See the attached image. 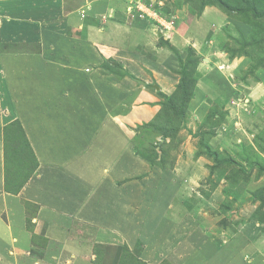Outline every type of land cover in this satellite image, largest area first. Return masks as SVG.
Listing matches in <instances>:
<instances>
[{"label":"crops","instance_id":"crops-1","mask_svg":"<svg viewBox=\"0 0 264 264\" xmlns=\"http://www.w3.org/2000/svg\"><path fill=\"white\" fill-rule=\"evenodd\" d=\"M109 1L100 5L99 0H0V264H103L99 263L100 244H126L132 250L138 241L139 257L148 263L155 258L172 264H264V219H244L258 209L259 201L243 202L242 196L232 202L220 182L204 194L199 202L204 207L203 217L194 222L191 215L197 211L196 198L180 190L190 181V172H186L184 183L173 176L176 173L163 175L158 164L131 153L136 140L132 130L158 111L163 94L170 95L179 80L173 82L166 70H160L162 82L149 84L141 68L149 65L138 60L136 51L124 48L129 39L124 46H116L110 35L115 21L109 16L115 7ZM98 15L105 17L101 20L103 30L88 22ZM212 21L215 19L208 23ZM239 23L244 27H237L248 35L249 25ZM156 32L158 39L147 30L141 37L144 45L152 43L154 63L164 48L159 37L168 41L166 33ZM136 37L138 41L140 36ZM235 61L238 63V58ZM116 62L133 77L120 80ZM170 63L169 73L176 75ZM220 81L211 83L218 87ZM134 82L140 85L134 86ZM197 89L187 112L204 107L202 92L198 89V94ZM249 89L247 102H242L239 94L224 104L225 114L212 137L218 148L221 145L230 151L251 141L253 134L242 124L243 117L251 114L247 103L257 90ZM228 91L230 96L231 88ZM140 97L144 103L137 108L132 100ZM133 107L142 114L132 115ZM14 119L20 121L38 161L17 193L2 190V128ZM231 126L235 129L229 133ZM61 165L64 175L58 169ZM38 173L41 176H36ZM55 175L62 180L57 186H77L81 191L82 185L87 188L93 182L100 188L104 183L106 196L96 202L90 195L77 196L78 202L62 193L50 198L43 193L45 201L39 199L38 208L28 215L19 202L21 192L31 185L35 189L38 179L45 180L44 188L55 185ZM186 199L193 205L187 206ZM30 202L36 205V201ZM58 205L70 211L61 213ZM27 216L37 239L32 240L24 227ZM214 233L217 238L213 239Z\"/></svg>","mask_w":264,"mask_h":264},{"label":"rangeland","instance_id":"rangeland-1","mask_svg":"<svg viewBox=\"0 0 264 264\" xmlns=\"http://www.w3.org/2000/svg\"><path fill=\"white\" fill-rule=\"evenodd\" d=\"M103 1L108 0H99V4H102ZM110 1L114 2L115 7V9L113 8L114 14L109 16L113 22L115 21V23L110 25V35L115 39L116 46H119V43H122L124 46L125 40L129 39L124 48H128L130 51H136V54L139 55L138 60H142L149 65L148 68L141 66V61H138L139 66H141L147 74L146 78L149 84L161 83L160 75L164 70L172 77H170V80H173V82L176 79L180 80L185 73H188L187 75H189L190 78L196 80L194 89L196 87L201 90L202 94H200V96L202 95L201 99L204 100V107L202 109L198 108L195 112H187L186 110L183 122L174 136L162 137L154 129L149 127L144 128L146 122L137 123L134 130H132V134L136 136V140L134 150H132L131 153L135 154V156L138 155L140 158L142 157L143 160H147L149 163L158 164L159 167H161L160 172L163 175L171 177L176 173L173 176L179 177L180 180L182 178L184 183H186V172H190V181L187 185L183 184L184 186L182 185L183 187H181L180 190H184V192L191 194V197L196 198L195 203L197 205V211H193L191 215L194 222H196L198 218L202 219L203 217L204 207H202L199 202L203 201L202 198L204 194L214 189L220 182L225 184L224 192L227 196L229 195V197H231L228 198L229 200L232 199V202L240 201L243 196V202L250 203L254 201V196L259 193L260 199L257 200L259 201L258 209L256 208L253 210V213H249L247 217L244 215V219L247 218V220H250L252 218L256 220L259 216H264V213H262L264 208L261 207L260 209L261 201L264 205V173H258L256 164L254 163L257 162L264 165V151H262L264 150V0ZM248 4H252L262 16H253L250 11H240L242 13L237 12L239 9L248 7ZM205 6L208 7L204 9ZM219 15L222 17L217 18ZM213 19H215V21L208 23ZM101 20L104 21L105 17L98 15L97 18L88 22L98 26L99 30H103L101 28ZM220 20H222V22H220ZM131 22H133V24H131ZM239 22H245L249 25L250 34L246 35L242 33L240 28H243L244 25ZM237 26H240V28ZM144 30H147V34L150 33L153 37H157V39L158 36L155 35L158 32L156 31H162L167 34L168 41H164L161 36L159 37L158 42L160 45H163L164 48L159 51L160 60L158 62L155 61L154 63L156 57L150 51L152 43L148 46L144 45L141 41V37L142 39L144 38L142 36ZM252 34H254L252 41L257 43L253 48H249L245 40L248 36H252ZM136 35L140 36L138 41L135 39L137 38ZM103 36H105V33ZM117 37H121L120 40L122 41H118ZM181 37L183 39H181ZM169 40L171 41L169 42ZM236 58H238V63L235 61ZM258 60L260 63L250 71L252 64L257 63ZM170 62L174 65L173 72L176 73V75L173 74L172 76L171 73H169L171 69ZM116 66L119 67L116 72L120 80L124 77H133L129 69L119 66L118 62H116ZM220 79L221 81L218 87H215L216 84L211 83H217V80ZM133 81L137 80L135 79ZM225 81L227 85H222V82ZM133 85L140 84L134 82ZM228 87L232 90L230 96ZM249 87H251L252 90L257 88V90L253 93L255 94L254 97H251L250 101L247 103L251 114H247L246 117H243L244 123L242 122V124H245L246 128L249 127L253 134L251 141L249 140L247 144L239 143L235 147H231L230 151L221 149V145L218 148L214 143L215 140L212 141V137L215 135L214 132L217 125L222 122V118L220 120H212L211 117H209L208 121L206 120L207 114L210 112H217L219 116H222L226 110L224 107L227 108V104H224L234 95L237 96L241 94L242 102H247L246 98H248L249 95H246V93L250 91V89L248 90ZM198 89L196 90L197 93L199 92ZM226 90L227 93H224ZM194 93L193 90L192 97ZM252 98L256 101L253 102ZM141 99L142 97H140V99H135V102L132 100V103L136 104L138 108L144 103ZM196 99L198 100V95ZM193 102L195 101H192V103ZM162 104L164 105L165 103L163 101L161 102L158 111L161 108L164 109ZM130 110L132 115L142 114L136 112L137 109L135 107L130 108ZM241 116L239 115L238 117L241 118ZM150 117L152 118L153 116L150 115ZM150 117L147 119L148 121H150ZM131 119L134 121L133 119L135 118ZM230 129L233 130H228L229 133L234 131L235 127L231 126ZM210 132H212V136H210ZM210 141L212 144L210 143L209 145ZM207 146H209V148ZM261 147L263 149H261ZM162 151L167 152L162 153ZM26 153L27 151H25L23 155L26 156ZM16 155H20V152L16 153ZM24 156H21L20 159L22 166L24 162L28 163L26 160L28 158ZM200 158H203L202 162H198ZM14 160L17 163V158ZM231 160H234L235 163ZM12 165L11 159L8 161L7 169L9 172L13 170ZM58 169L63 172L64 166L61 165ZM242 169L247 171L245 177L234 182V177L238 175L236 173ZM65 172L61 175H64ZM25 174L26 171L22 168L21 173H19V178L22 179ZM36 176L39 177L41 174L38 173ZM55 176H53L55 185L52 184V186H45L46 188H44L45 180L39 181L38 179V182H35V189H32L33 185H31L30 188L27 187L24 192H21V201L19 202L24 206L25 210H28V215L39 205V199L41 201L44 200V198L41 197L43 193H46L44 196L48 198L57 196V193H62L63 196H70L73 201H75V197L77 200V196L81 197L82 195H90L95 202L98 197L106 196L104 183L100 184V188L93 182L88 185L92 186V188H88V186L86 188L82 185L81 191V188L77 186L74 189L57 186V183L62 180L59 175ZM10 177V180L15 181L13 175H10ZM27 180L28 178L24 180L23 185L27 184ZM2 190H5V184ZM235 191L242 192L235 194ZM34 193L39 196H35ZM31 199L36 201V205L30 202ZM187 200L188 199L184 200L187 206L193 205L192 202L188 203ZM77 201L79 202V200ZM56 207L60 209L59 212L61 213H68L70 211L64 208L62 209L59 205ZM0 217H3V211H0ZM27 218L30 222L28 223L26 219V225L24 226L27 229L26 231H30L28 234L31 235L32 240L39 238V235L33 232L31 217L27 216ZM242 220L243 219H241V221ZM223 222L227 224L225 219H223ZM196 225H198V223ZM233 228L232 225L231 229ZM39 233L40 236L44 234L43 232ZM214 238H217V233H214L213 239ZM229 238H231V235H228V239ZM140 247L141 241H138V244H136V247L132 250L126 244L114 246L100 244L101 258L99 263L141 264L143 260L138 254ZM138 259L142 261L139 262ZM154 259L155 258L151 259V263L143 262L146 264H172L166 260L159 263L157 260L154 261Z\"/></svg>","mask_w":264,"mask_h":264},{"label":"trees","instance_id":"trees-1","mask_svg":"<svg viewBox=\"0 0 264 264\" xmlns=\"http://www.w3.org/2000/svg\"><path fill=\"white\" fill-rule=\"evenodd\" d=\"M250 11L253 16H262L260 12L252 5L248 4V7H245L243 9L237 10L238 13H242ZM250 34V33H249ZM252 36H248V38L245 40L247 41L248 47L253 48L257 42L252 41ZM264 36V35H263ZM4 45V44H2ZM6 47V45H4ZM260 63L259 60L257 63L252 64L251 70L252 71L256 65ZM188 73H185L182 78L177 83L174 91L170 95H164V105L162 106L164 109H159L153 117L150 119V121H147L144 124V127H149L151 129H154L156 132H158L162 137H171L174 136L175 133L178 132V129L180 128L183 119L184 114L187 110L188 102L192 97L194 86L196 83L195 79H192L187 75ZM215 114H218L217 112H210L207 114L206 120L211 117V119L220 120L222 116H217ZM205 121V120H204ZM209 121V120H208ZM210 136H212V132L209 133ZM212 134V135H211ZM2 137H3V152H4V175H5V190L12 193H17L23 183L24 180L30 177V175L34 172L38 165V161L33 153V150L29 144V141L26 137L25 131L18 119H14L8 123H6L2 128ZM209 148V146H207ZM261 149H263L261 147ZM27 151V155L24 156V152ZM264 151V150H262ZM20 152V155H16V153ZM167 151H162V153H166ZM21 156H24L28 159V161L23 163V166L21 165ZM17 158V163L14 159ZM12 159V167L13 170L11 172L8 171V161ZM232 161V160H231ZM235 163V161H232ZM256 164L257 172L258 173H264V165L254 162ZM22 168L25 169L26 174L23 176L22 179L19 178V173H21ZM247 171L242 169L238 171L233 181L236 182L240 178H244ZM10 175H13L15 178V181L10 180ZM260 196L258 195L254 196V201L259 200ZM263 200V199H262ZM264 208L263 202L261 201L260 209ZM264 211V210H263ZM262 211V213H264ZM258 219H264V216H259ZM28 223L30 220L27 218ZM139 260V259H138ZM139 262H141L139 260ZM141 264H146L145 262H141Z\"/></svg>","mask_w":264,"mask_h":264},{"label":"built area","instance_id":"built-area-1","mask_svg":"<svg viewBox=\"0 0 264 264\" xmlns=\"http://www.w3.org/2000/svg\"><path fill=\"white\" fill-rule=\"evenodd\" d=\"M83 15V14H82Z\"/></svg>","mask_w":264,"mask_h":264}]
</instances>
